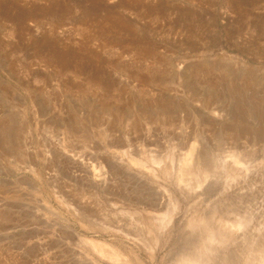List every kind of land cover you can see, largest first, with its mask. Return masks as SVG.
<instances>
[{
	"label": "rangeland",
	"instance_id": "374dc122",
	"mask_svg": "<svg viewBox=\"0 0 264 264\" xmlns=\"http://www.w3.org/2000/svg\"><path fill=\"white\" fill-rule=\"evenodd\" d=\"M0 215V264L263 250L264 0H0Z\"/></svg>",
	"mask_w": 264,
	"mask_h": 264
},
{
	"label": "bare ground",
	"instance_id": "6f19581e",
	"mask_svg": "<svg viewBox=\"0 0 264 264\" xmlns=\"http://www.w3.org/2000/svg\"><path fill=\"white\" fill-rule=\"evenodd\" d=\"M236 95V94H235ZM237 96V95H236ZM216 113H218V114H216V115H218V116H220V117H222L223 116V113L220 111V112H216ZM204 157H206V156H204ZM203 157V158H204ZM206 159V158H205ZM210 159V158H209ZM209 159H208V161H209ZM211 160V159H210ZM188 162V161H187ZM210 162V161H209ZM213 162V161H212ZM204 163V165L207 167V169H208V171H209V169H213L212 168V166L210 165V164H208L206 161H204L203 162ZM215 165V164H214ZM209 167V168H208ZM194 169H196V167H195V165H194V168H193V165L191 166V164H188V165H186L185 166V168H184V172H185V175L188 177H190V179H192V180H194V178H195V176H196V178H197V175H198V173H197V175H196V173H195V171H194ZM183 171V170H182ZM212 171V170H211ZM197 172V171H196ZM183 175V174H182ZM189 178H187V180H190ZM198 180V179H197ZM196 179L194 180V182L195 181H197ZM193 182V181H192ZM198 183V182H197ZM192 184V183H191ZM197 185V184H196ZM190 186V185H189ZM191 188H193V187H191ZM217 210H219V209H217ZM225 210V209H224ZM232 212V211H231ZM230 213V212H229ZM221 214V213H220ZM220 214H218V212H217V215L218 216H215L214 218H216V220H218V222H220V228H218V231L216 232V230H217V228H213V227H211V226H206L207 228H206V231H205V233L207 232V234H205V236L207 237V235H209L210 234V236H209V239L211 240V239H213L212 240V242L210 241V240H208L209 241V243H211L212 244V246H213V243H215V241H214V239H218L217 241H219V242H216V244H214V245H221V244H225L226 243V238L227 237H225V235H226V229H228V231L231 229V228H234V231H236V230H241V228L243 227L244 228V226H246V221L244 220L245 219V217L242 219V220H238V219H236V220H231L230 218L228 219L227 217L229 216V215H226L227 217H225V215L224 214H226V212L224 213V214H222V215H224V216H220ZM215 215H216V213H215ZM238 215V214H237ZM1 216V215H0ZM3 216V215H2ZM231 216V215H230ZM229 216V217H230ZM240 216V215H239ZM242 217V216H241ZM247 220V219H246ZM248 222H249V219L247 220ZM247 222V223H248ZM250 222H251V219H250ZM249 225V224H248ZM218 235H217V234ZM229 233V232H228ZM230 234V233H229ZM244 237V236H243ZM205 238V237H204ZM230 238V237H229ZM228 239V238H227ZM242 240V239H241ZM245 240H246V238H245ZM245 240H243V241H245ZM214 241V242H213ZM248 241H249V239H248ZM251 243H252V240L250 241ZM250 242H248L247 243V245H249V246H247V245H245L246 246V249L247 248H250L251 250L252 249H254L255 247H257L256 246V244H255V247H254V245H251L250 244ZM208 243V244H209ZM103 243H101L100 245H102ZM254 244V243H253ZM219 245V246H220ZM244 245H243V247H244ZM104 246L105 245H102L101 247H103V248H101L100 246V249L102 250V251H106V253H107V257H109V259H111L112 261H117V262H121L122 261V258H121V256H120V254L122 255V253H120V251H118V250H116V248L114 247V246H112V248L113 249H111L110 247V249L109 248H107L108 247V245L106 246V249H104ZM110 246V245H109ZM206 247V246H205ZM215 248V247H214ZM216 248H217V246H216ZM259 248V247H258ZM202 250L200 251H198L197 252V250H194V251H196V252H194V253H192V254H190V255H186V256H184V257H182V259L181 260H179V264H211V261L214 259V258H211L210 256H212L211 255V253L209 254V253H206L207 252V248L205 249L204 247H202L201 248ZM256 249V248H255ZM260 250L259 251H257V253H255L254 254V252L256 251V250H254V252H252L251 250H250V252L251 253H253V254H249V255H245V253H243L244 255H242V256H244V260H237V259H235V258H232V257H228L227 255L226 256H224V258L225 259H222V261H223V264H264V256H263V250H264V248H263V250H261V248H259ZM212 250V252H214V249H211ZM243 250H245V249H243ZM248 250V249H247ZM210 251V250H209ZM208 251V252H209ZM246 251V250H245ZM211 252V251H210ZM248 252L249 251H247L246 253L248 254ZM214 254V253H213ZM105 255V254H104ZM208 255H210V256H208ZM124 256V255H123ZM213 257V256H212ZM243 258V257H242ZM241 258V259H242ZM123 262H124V260H123ZM176 262H177V260H176ZM178 263V262H177ZM177 263H175V264H177ZM212 263H213V261H212Z\"/></svg>",
	"mask_w": 264,
	"mask_h": 264
}]
</instances>
